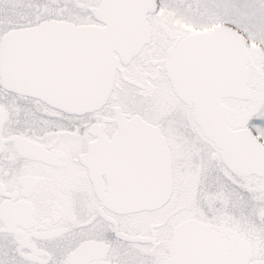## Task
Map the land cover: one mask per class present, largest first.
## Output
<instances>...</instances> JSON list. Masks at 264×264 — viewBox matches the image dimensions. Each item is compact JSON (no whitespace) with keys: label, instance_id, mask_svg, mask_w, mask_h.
<instances>
[{"label":"snow or ice","instance_id":"1","mask_svg":"<svg viewBox=\"0 0 264 264\" xmlns=\"http://www.w3.org/2000/svg\"><path fill=\"white\" fill-rule=\"evenodd\" d=\"M0 264H264V0H0Z\"/></svg>","mask_w":264,"mask_h":264}]
</instances>
